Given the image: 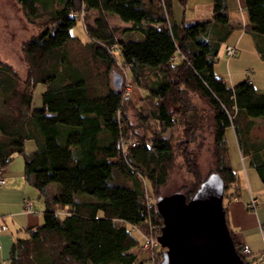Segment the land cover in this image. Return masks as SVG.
I'll use <instances>...</instances> for the list:
<instances>
[{
    "label": "trees",
    "instance_id": "16d2710c",
    "mask_svg": "<svg viewBox=\"0 0 264 264\" xmlns=\"http://www.w3.org/2000/svg\"><path fill=\"white\" fill-rule=\"evenodd\" d=\"M17 1L31 23L52 32L24 46L31 75L23 87L18 73L0 64V169L4 173L22 156L25 179L45 207L42 224L14 241L8 264H135L140 239L133 227L148 232L152 222L161 233L163 220L149 209L148 186L160 193L169 182L176 151L162 132L177 124L188 146L200 140V148L202 134L212 133V172L222 175L225 197L239 189L225 138L229 127L264 182V144L251 136L256 119L264 117V93L249 80L231 86L215 72L221 45L235 30L228 0H213V21L198 23L177 22L172 0ZM245 7L249 22L243 29L264 36V0H245ZM91 9L99 13L85 24L89 41L82 42L70 29ZM108 15L131 24L121 38ZM77 47L86 51L84 60L74 56ZM258 50L264 60V49ZM118 65L148 92L142 115L161 128L151 144L142 139L131 146L137 137L128 129L123 88L115 89L112 80L100 91L92 84L93 74L106 77ZM34 84L45 85L38 109L32 108ZM193 94L209 105L211 115L200 113ZM28 141L35 144L30 152ZM182 156L194 182L178 191L190 199L212 172L200 176L198 156L191 157L188 147Z\"/></svg>",
    "mask_w": 264,
    "mask_h": 264
},
{
    "label": "rangeland",
    "instance_id": "374dc122",
    "mask_svg": "<svg viewBox=\"0 0 264 264\" xmlns=\"http://www.w3.org/2000/svg\"><path fill=\"white\" fill-rule=\"evenodd\" d=\"M172 2L173 10L178 18L180 17V14L182 17L183 13L188 18L195 16V14L197 13H194L193 8L196 3L204 4V10H207L208 6L212 8V0H189L190 3L187 4H184L182 0H172ZM92 16L93 15L89 13H82L81 15L77 16V19H74V24L70 29V35L78 37L82 42L89 41V36L87 35V32L85 30V24L87 25L93 23V20H91ZM110 20L111 26L115 31H117V37L119 38L123 34V32L126 31L127 27L121 26L122 24L117 18H111ZM51 32V27H42L38 26L37 24L31 23L24 15L22 7L17 0H0V64L10 65L13 70L18 73L22 82V87L31 75L29 64L24 52V46L34 37H39V41L44 40ZM223 49L224 47L221 48L219 57L215 65L217 67V70L221 74L223 73L227 75L228 60L227 56H225L223 53ZM115 52L117 60L120 64L122 60L121 54L119 50H116ZM74 56L77 59L84 60L83 57H86V51H83L82 49L77 47L74 49ZM80 63L82 65H86L83 61H80ZM80 63L79 65H81ZM230 64L231 62L229 63V66ZM115 71L123 76L122 88L124 92L125 85L130 84L131 86V89L128 92L129 94L128 96H126L127 99L125 100V103L123 105V110L126 112L130 123L128 129L131 134H135V137H137L134 141H138L139 143L140 140L145 139L147 143L151 144V141L154 139L156 134H158L161 128L159 127V124L152 121L150 117L146 115L145 117H143L142 115V111H144L149 104V102L147 104V99H144V97H146V92H144L145 90L143 91V88L140 87V85L133 79V75L131 76L128 68H123V65H118ZM112 74L113 71L110 72L106 77H103L104 79L101 78V76H97V74H93L92 84L97 90H104L105 83L107 84L109 82L111 84V80H113L114 76V74L113 76ZM128 78L132 79V83L127 82ZM125 82H127V84ZM240 82H238L237 84H239ZM138 88H140V91ZM33 90L34 100L32 108H42V93L45 90V85L38 84L36 86L34 84ZM191 100L193 104L200 110V113L205 112L206 115H211L209 105L198 95H191ZM263 118L264 117H261L260 120H257L255 122L251 131V136L256 140H260L261 143L264 144ZM232 129V127H229L226 133L229 144V151L230 154L234 156V164H237L241 167L242 162L241 155L238 149V142ZM162 133L164 137L171 139L176 151V161L171 172L169 182L165 187L162 188L160 193H156V191L151 190L150 186H148V196L150 202L152 203L156 202L157 196L159 197L161 195H168L180 190L182 186H190L191 184H193L194 178L187 170V166L182 156V149L188 147L191 157H195V160L198 156V168L200 176L202 178L207 176L216 168V157L214 155V147L212 142L213 135L210 131H205L202 134L206 137V141L200 148H198V146H200V140H198L197 143L190 144L189 146L185 144L184 128L182 125L177 124L173 129H167ZM26 146L27 151L29 152L35 149V144L33 141H28ZM16 159H18L17 162L19 161L22 165V168H24L23 157L17 156ZM244 175L245 174H243L242 176L244 177ZM134 232L137 233L136 235L140 239V244L142 243V245H144V243L147 241L146 237L138 233V230H135ZM160 247L156 243L155 249L152 248L150 244L147 248H143L141 246L135 248L134 251L138 255L135 264H159L162 259V252L164 250L162 247L160 249Z\"/></svg>",
    "mask_w": 264,
    "mask_h": 264
},
{
    "label": "crops",
    "instance_id": "0c3cea01",
    "mask_svg": "<svg viewBox=\"0 0 264 264\" xmlns=\"http://www.w3.org/2000/svg\"><path fill=\"white\" fill-rule=\"evenodd\" d=\"M187 3H190L189 0H186L184 4ZM193 11L197 14L191 18L186 17L184 13L182 17L180 14L181 18H178L173 10L174 18L179 23L213 21V0L212 8L208 6L207 10H204V4L196 3ZM228 11L230 23L235 27V30L221 45V48L224 47L223 53L225 56V47L227 45L237 46L238 52L234 57H227V75L221 74L217 70L216 65L215 72L231 86L237 85L240 81L249 80L259 92L264 93V60L258 50V46L264 49V36L256 35L243 29L249 22L245 0H228ZM88 13L93 15L91 20L94 23L99 11L91 9ZM111 18H117L121 22V26H131L130 23H123L117 15H108L110 25ZM138 89L140 91V88ZM144 92H146V95L148 94L147 90ZM256 120H260V118ZM232 130L237 139L234 128ZM227 131L228 129L226 133ZM225 138L228 146L226 135ZM238 149L243 167L234 164V156L229 151L231 166L239 177V189H230L224 198V205L227 208V220L239 243L250 249L254 255L260 257L264 255V182L250 159L242 155L239 145ZM17 156L4 169L6 185L0 190V227L2 225L7 226L6 230H0L1 264H8L14 241L25 237L28 228H35L43 222L44 202L40 197L39 191L26 181L24 168H22L19 161L17 162ZM243 174H245L244 177L242 176ZM253 198L258 200L255 208L250 206ZM24 200L32 201L37 212L34 214L25 212Z\"/></svg>",
    "mask_w": 264,
    "mask_h": 264
},
{
    "label": "water",
    "instance_id": "95a60500",
    "mask_svg": "<svg viewBox=\"0 0 264 264\" xmlns=\"http://www.w3.org/2000/svg\"><path fill=\"white\" fill-rule=\"evenodd\" d=\"M112 83L120 90L123 76L115 72ZM224 198L218 172L210 173L190 199L182 191L157 197L163 220L158 242L164 249L159 264H247L237 251Z\"/></svg>",
    "mask_w": 264,
    "mask_h": 264
},
{
    "label": "built area",
    "instance_id": "2783aa9c",
    "mask_svg": "<svg viewBox=\"0 0 264 264\" xmlns=\"http://www.w3.org/2000/svg\"><path fill=\"white\" fill-rule=\"evenodd\" d=\"M237 52H238L237 46L227 45L225 47L226 56L229 57V58L236 56ZM127 82L128 83H130V82L132 83V79L128 78ZM127 82H125V83L127 84ZM130 89H131L130 84L125 85V95L129 94L128 92L130 91ZM125 145H126V143H123V149L125 148ZM137 145H138V141H133L131 143L132 147H135ZM5 185H6V177L4 176L3 170L0 169V190ZM147 202H148V205L150 207L149 209H151V207H154L155 208V213L160 215V213H159V211H158V209L156 207V202L155 203L150 202L148 195H147ZM257 204H258V200L253 198L251 200L250 206L252 208H255L257 206ZM24 206H25V208H24L25 212H27L29 214H34V213L37 212L35 207H34V203L32 201L24 200ZM0 218H1V216H0ZM6 229H7L6 225H2L0 227L1 231H4ZM135 230H138V233H140L141 235L145 236L146 239H147V241L144 243V245H142V243H141L139 246H141L143 248H147L148 245L150 244L151 247L155 249V245L157 243V245H159V247H160V244L158 242L159 234L156 232V226L152 222H150V227L148 229V232L143 231V230H141L138 227H133V231H135ZM241 248H242L241 249V257L245 260L246 263L248 262L249 264H264V255H262L260 257H257L247 247L242 245ZM160 249H161V247H160Z\"/></svg>",
    "mask_w": 264,
    "mask_h": 264
}]
</instances>
